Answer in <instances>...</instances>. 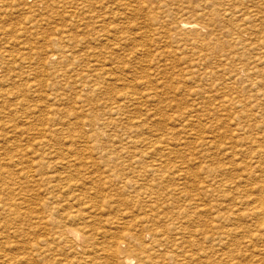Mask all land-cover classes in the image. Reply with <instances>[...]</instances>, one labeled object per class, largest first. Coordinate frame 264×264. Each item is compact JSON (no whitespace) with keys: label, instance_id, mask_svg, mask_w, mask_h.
Here are the masks:
<instances>
[{"label":"rangeland","instance_id":"obj_1","mask_svg":"<svg viewBox=\"0 0 264 264\" xmlns=\"http://www.w3.org/2000/svg\"><path fill=\"white\" fill-rule=\"evenodd\" d=\"M134 160L169 173L164 187L188 185L159 214L187 217L161 228L207 222L236 263L260 260L230 214L248 188L264 190V0H0V254L102 264L111 241L129 253V217L155 212L144 188L116 184L132 182ZM68 228L92 260L57 244Z\"/></svg>","mask_w":264,"mask_h":264},{"label":"bare ground","instance_id":"obj_2","mask_svg":"<svg viewBox=\"0 0 264 264\" xmlns=\"http://www.w3.org/2000/svg\"><path fill=\"white\" fill-rule=\"evenodd\" d=\"M179 27H181V29H185V30H193V31L196 29L200 30L199 26L194 25V24H187L185 22H181ZM195 135L196 134H194V136ZM160 142L161 141H158V139H156L152 143H150V146L159 145V144H161ZM250 142H251V140H250ZM252 142H254V141H252ZM252 146H254V145L252 144ZM130 147H131V144H130ZM133 155H134V153H133ZM256 158H258V157L256 156ZM253 159H255V158H253ZM139 165H140L139 160H137V161L134 160L130 163V167L136 172V175L133 176L132 182L127 181V180H118L116 182V184L117 185L120 184L124 188H130L133 190L144 188L147 191V193L145 194V197L148 199L149 203L153 204L152 205L153 209L151 211H155V212L148 215V217H145V219L140 218L138 220H133V214L130 217L127 215L126 217H129V219L127 221L126 227L125 228L123 227L124 230L122 233L120 243L125 245L124 250H130V252L129 253L120 252L121 254H124V255L123 256L120 255V257H119L116 254L115 250L112 249V246H115V244L118 245L119 243H116L115 241H111L110 245H107L105 251L103 249H100L102 256L104 255L102 257L103 259H101L102 264H132V261H136V264H221L219 262L220 260L218 262H216L217 260L215 261V259H217V257L222 259L221 261H223V264H239L240 263V262L236 263L237 261L235 262L236 257H234V255H233L234 251H231V248H230L231 244L229 245L225 240H222V239L216 237L217 236L216 234H218V233L220 234L222 232H218V233L214 232V229H216V228L213 226V224H210V222H212V221L209 222L210 225L206 224L207 223L206 221H205L206 223L198 222V225L197 224L196 225H191V224L183 225V222L181 221V224H179V226L175 229V232L173 234L170 233V231L168 230L169 228H161V226L164 224V221H162V218H166L168 220V219L183 218V216H186V214H187V211L185 210L186 208L179 209L178 213L176 214V218H175L176 212L174 213V215L168 216V217L167 216L159 217V214L161 212H163L169 204L173 203V200H172L173 196L171 194L174 195V193H171V191L175 192L176 194L179 193L180 196L181 195L187 196L186 191H188L187 190L188 185L186 186V184H184V183H178V185H176V186H173V184L168 185L167 187H170L171 189L169 190L168 193L167 192L165 193V195H167V197L160 200L155 196V194L157 195L159 192H163L164 190H166L167 187H164L165 186L164 184H165V182L169 183V180H170V179H168L169 173H168V175L166 173L168 178L165 179L167 176L165 178H163L164 174L162 176H160V174L158 173L159 169H160L159 166L157 167V165H153V166L151 165L152 166L151 169L149 168L148 170H145V168H141ZM253 166H254V164H253ZM255 166H257V165H255ZM262 167L263 166H261L260 168H262ZM139 168L143 169V170L140 171V170H138ZM251 169L254 172V169L253 168H251ZM258 169H259V167H258ZM164 171H166V170H163L162 172L165 173ZM259 171L261 172V170H259ZM168 172H170V171H168ZM0 174H1V171H0ZM175 174L177 175V173H175ZM175 174H174V176H175ZM247 175H248V173H247ZM250 176L247 178V181H245L246 182V184H244L245 186L251 185L253 183L255 185L257 183L256 182L257 180H255V178H257V177L254 178V176H251V177ZM259 176H260V174H259ZM178 177H180V176H178ZM240 177H242V176H240ZM156 179L158 180V183L155 182ZM173 179H175V177ZM176 179H177V176H176ZM257 179H259V177ZM178 180H179V178H178ZM241 181H242V179H241ZM259 181H261V180H259ZM171 183H172V181H171ZM259 186L260 185H258L257 187H259ZM248 187H245V190ZM250 188H248L249 190L244 191V193L250 194L246 197H249V196H252V197L248 198L244 202H240V203L235 204L231 207V214H230L231 215V226H234L236 223L238 225L241 221L248 223V229L245 230V232L247 233V238L246 237H245L246 239L244 238V241L246 240L245 241L246 244L245 243L244 244L245 245H247V244L251 245L252 244L251 247H253V249H256V252H257L256 254H254V257H256V259H257V256H259V258H260V260H257V261H255L256 259L254 258L255 262L253 261L254 263H251V264H263L264 263V192H263L264 190L262 187H260L257 190V192L254 193V191L252 190L253 188L252 189H250ZM228 190H229V188H228ZM197 197H199V196H197ZM191 200L193 201V199H191ZM163 204H165V205H163ZM158 209H160V211H157ZM201 210H203V209H201ZM197 211H199V210H197ZM186 217H184V218H186ZM215 217L217 218L218 216H215ZM225 218H227V217L225 216ZM219 219H221V217ZM171 221H173V220H171ZM187 221H188V219H187ZM220 221H222V220H220ZM227 222H229V220ZM194 223H196V222L194 221ZM195 227H198V228L195 229ZM216 227H217V225H216ZM221 231L224 232L225 230H221ZM245 232H242V233L246 234ZM97 233L98 234L100 233V234L105 236L108 232L101 230L100 232L99 231L96 232V234ZM96 234H93V238L95 237L94 235H96ZM224 234H226V233H224ZM227 234H228V232H227ZM124 236H127V238L124 239ZM198 236H200V237H198ZM228 236H229V234H228ZM223 238H225V237L223 236ZM83 240H84L83 236H81L80 234L76 233L75 231H73L72 229H69V228L62 231L61 233L57 234V236L55 237V241H57V244L67 245L66 247L70 248V250H69V252L71 253L70 255L76 254L75 256H78V257L79 256H86L87 258L89 257V259H90L91 256H95V255H92V250L89 248L87 243L83 242ZM226 240H227V238H226ZM14 248L16 250H18V252L20 251V253H21V251L23 249H25L26 247L23 248V245H16L15 244ZM234 248H235V246H234ZM244 248L246 249V251H248V249L246 247H244ZM35 249H36V247H35ZM44 249H45V251H44ZM50 250H51V248H48L47 246H45V248H44V246H43V249H42V247L40 248V253H42L43 256H46L47 252H49ZM100 250H97V252ZM28 251H29L28 253H25L26 251H24V253L26 255L28 254L27 257L28 256L30 257L33 255V253H36V251L33 252V249L31 247L28 249ZM243 251H245V250H243ZM49 254L50 253H48V255ZM37 255H39V254L37 253ZM89 255H91V256H89ZM97 256H99V255H97ZM7 257L8 256L6 254H0V264H5L7 262H8V264L9 263H21L22 264L24 261L26 262V260L31 258V257L27 258L25 255L21 254L17 257H13L12 258L14 260L13 261V260L7 259ZM40 257H42V256H40ZM237 258H238V256H237ZM251 258H253V255ZM90 260H92V259H90ZM91 262H93V261H91ZM96 262H98V261H96ZM29 263L27 262L26 264H29ZM77 264H78V262H77ZM82 264H83V262H82Z\"/></svg>","mask_w":264,"mask_h":264}]
</instances>
